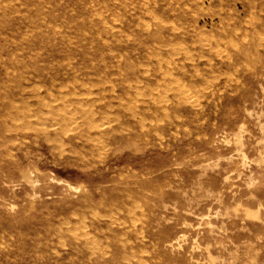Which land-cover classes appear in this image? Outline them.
Here are the masks:
<instances>
[{"label": "rangeland", "instance_id": "374dc122", "mask_svg": "<svg viewBox=\"0 0 264 264\" xmlns=\"http://www.w3.org/2000/svg\"><path fill=\"white\" fill-rule=\"evenodd\" d=\"M0 264H264V0H0Z\"/></svg>", "mask_w": 264, "mask_h": 264}, {"label": "bare ground", "instance_id": "6f19581e", "mask_svg": "<svg viewBox=\"0 0 264 264\" xmlns=\"http://www.w3.org/2000/svg\"><path fill=\"white\" fill-rule=\"evenodd\" d=\"M29 24V23H28ZM51 24V23H50ZM30 29V28H29ZM11 38V37H10ZM91 40V39H90ZM162 47V46H161ZM101 56V55H100ZM72 75V74H71ZM108 83V82H107ZM157 89V88H156ZM182 95V94H181ZM163 100V99H162ZM161 101V100H160ZM159 101V102H160ZM15 102V101H14ZM163 102V101H162ZM167 102V101H166ZM158 104V103H157ZM90 105V104H89ZM195 106V105H194ZM89 107V106H88ZM13 109V108H12ZM74 110V109H73ZM12 112V111H11ZM78 113V112H77ZM58 116V115H57ZM82 117V116H81ZM10 118V117H9ZM32 118V117H31ZM67 118V117H66ZM62 119V118H61ZM24 120V119H23ZM66 120V119H65ZM145 120V119H143ZM28 121V120H27ZM111 123V122H110ZM85 125V124H84ZM88 125V124H87ZM24 126V125H23ZM68 126V125H67ZM51 127V126H50ZM71 127V126H70ZM128 128V127H127ZM44 129V128H43ZM62 130V129H61ZM121 130V129H120ZM123 130V129H122ZM47 132V131H46ZM49 134V133H48ZM104 134V133H103ZM106 136V135H105ZM37 137V136H36ZM46 138V137H45ZM54 138V137H53ZM91 139V138H90ZM52 140V139H51ZM72 149V148H71ZM105 149V148H104Z\"/></svg>", "mask_w": 264, "mask_h": 264}]
</instances>
